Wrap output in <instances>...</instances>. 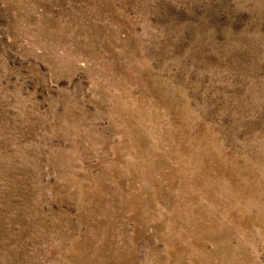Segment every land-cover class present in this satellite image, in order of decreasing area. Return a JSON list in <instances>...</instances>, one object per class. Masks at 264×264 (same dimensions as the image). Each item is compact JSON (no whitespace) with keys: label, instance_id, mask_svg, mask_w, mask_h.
<instances>
[{"label":"rangeland","instance_id":"1","mask_svg":"<svg viewBox=\"0 0 264 264\" xmlns=\"http://www.w3.org/2000/svg\"><path fill=\"white\" fill-rule=\"evenodd\" d=\"M0 264H264V0H0Z\"/></svg>","mask_w":264,"mask_h":264}]
</instances>
